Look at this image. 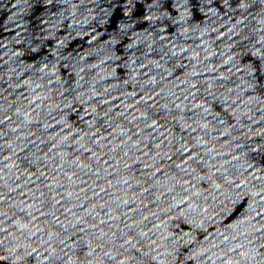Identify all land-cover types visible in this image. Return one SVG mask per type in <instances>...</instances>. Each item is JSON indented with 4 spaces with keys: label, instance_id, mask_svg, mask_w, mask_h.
<instances>
[{
    "label": "water",
    "instance_id": "obj_1",
    "mask_svg": "<svg viewBox=\"0 0 264 264\" xmlns=\"http://www.w3.org/2000/svg\"><path fill=\"white\" fill-rule=\"evenodd\" d=\"M0 264H264V0H0Z\"/></svg>",
    "mask_w": 264,
    "mask_h": 264
}]
</instances>
